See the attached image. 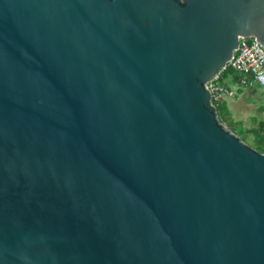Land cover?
<instances>
[{
    "label": "water",
    "instance_id": "obj_1",
    "mask_svg": "<svg viewBox=\"0 0 264 264\" xmlns=\"http://www.w3.org/2000/svg\"><path fill=\"white\" fill-rule=\"evenodd\" d=\"M264 0H0V264H264V152L206 82Z\"/></svg>",
    "mask_w": 264,
    "mask_h": 264
},
{
    "label": "built area",
    "instance_id": "obj_2",
    "mask_svg": "<svg viewBox=\"0 0 264 264\" xmlns=\"http://www.w3.org/2000/svg\"><path fill=\"white\" fill-rule=\"evenodd\" d=\"M227 64L238 72V79L236 83L224 84L219 81V72L216 73L206 82L212 101L231 98L238 85L246 86L251 82L264 85V48L252 37H239L238 46Z\"/></svg>",
    "mask_w": 264,
    "mask_h": 264
},
{
    "label": "rangeland",
    "instance_id": "obj_3",
    "mask_svg": "<svg viewBox=\"0 0 264 264\" xmlns=\"http://www.w3.org/2000/svg\"><path fill=\"white\" fill-rule=\"evenodd\" d=\"M223 83H229L230 76L223 78ZM231 104L226 100V106L236 120H240L243 126H257L258 121H264V85L251 82L250 87L241 86L231 97Z\"/></svg>",
    "mask_w": 264,
    "mask_h": 264
},
{
    "label": "trees",
    "instance_id": "obj_4",
    "mask_svg": "<svg viewBox=\"0 0 264 264\" xmlns=\"http://www.w3.org/2000/svg\"><path fill=\"white\" fill-rule=\"evenodd\" d=\"M226 76H230L231 80L227 84H233L236 83L239 74L226 64L225 67L218 73L219 81L223 83L222 80ZM240 87L241 85H238L236 91H239ZM225 102L226 99L213 101L219 120L229 127L234 133L239 135L242 140L260 152H264V121H258L257 126L245 127L242 125L240 120H236L232 117Z\"/></svg>",
    "mask_w": 264,
    "mask_h": 264
},
{
    "label": "crops",
    "instance_id": "obj_5",
    "mask_svg": "<svg viewBox=\"0 0 264 264\" xmlns=\"http://www.w3.org/2000/svg\"><path fill=\"white\" fill-rule=\"evenodd\" d=\"M246 87H250V85H246ZM226 100H229L231 104L233 103V101H231V98H227Z\"/></svg>",
    "mask_w": 264,
    "mask_h": 264
}]
</instances>
